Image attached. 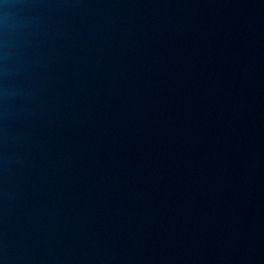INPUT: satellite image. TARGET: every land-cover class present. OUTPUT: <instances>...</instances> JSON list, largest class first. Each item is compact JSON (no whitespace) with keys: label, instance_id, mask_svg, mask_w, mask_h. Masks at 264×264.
Here are the masks:
<instances>
[{"label":"water","instance_id":"obj_1","mask_svg":"<svg viewBox=\"0 0 264 264\" xmlns=\"http://www.w3.org/2000/svg\"><path fill=\"white\" fill-rule=\"evenodd\" d=\"M0 264H264V0H0Z\"/></svg>","mask_w":264,"mask_h":264}]
</instances>
